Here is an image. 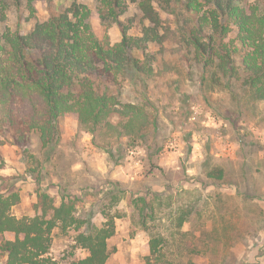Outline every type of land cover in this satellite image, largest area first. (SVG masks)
<instances>
[{
	"label": "trees",
	"instance_id": "1",
	"mask_svg": "<svg viewBox=\"0 0 264 264\" xmlns=\"http://www.w3.org/2000/svg\"><path fill=\"white\" fill-rule=\"evenodd\" d=\"M36 1L0 0V144L33 139L41 171L57 149L58 125L66 116H75L79 132L89 134L114 164L121 158L115 151L141 149L145 177L161 171L154 158L163 148L148 137L157 129L155 108L146 98L125 101L121 85L133 77L148 82L168 74L173 62L204 95L206 89L224 90L234 102L264 109V0H93V9L73 0L50 11L45 21L35 17ZM130 4L136 13L123 20ZM94 21L104 28L102 35ZM30 22L22 32V24ZM113 26L121 34L116 43L108 34ZM24 153L34 157L28 149ZM207 177L220 181L223 170L214 168ZM17 182L0 175L2 264H60L48 256L55 228L70 230L87 251L84 258L62 264H106L107 240L115 234L114 219L121 217L116 207L123 200L142 230L157 231L148 250L158 264L166 245L159 230L165 229L163 220L182 228L207 205L196 188L128 190L118 180L94 191L98 199L89 189L75 193L67 187L53 195L39 173L33 178V215L18 219L11 215L20 202ZM93 200L100 226L92 222L95 208L84 211Z\"/></svg>",
	"mask_w": 264,
	"mask_h": 264
},
{
	"label": "rangeland",
	"instance_id": "2",
	"mask_svg": "<svg viewBox=\"0 0 264 264\" xmlns=\"http://www.w3.org/2000/svg\"><path fill=\"white\" fill-rule=\"evenodd\" d=\"M73 0H44L34 3L35 17L45 21L50 11L68 7ZM94 8L93 0H78ZM136 5L130 4L122 19L133 16ZM28 15V14H27ZM22 24V32L32 26ZM97 34L104 28L92 23ZM3 25L0 24V32ZM112 43L121 39L116 26L108 30ZM136 34V31H131ZM157 48L151 47V51ZM175 61V58L170 59ZM175 69L151 81L136 77L121 85L125 101L149 99L157 115V129L148 136L154 147L162 151L154 158L162 169L145 177V152L141 149L114 152L120 160L114 164L92 143L85 132H79L75 116H66L59 122L57 149L40 170L41 154L36 141L28 144H0V175L13 176L20 188V202L12 207L11 215L20 219L32 217L35 201L33 178L42 175V186L57 195L62 187L80 193L82 189L94 192L106 186L109 180H118L128 190L162 191L165 186L180 191L198 189L207 200L182 228L163 220L159 229L166 237L163 257L158 264H264V109L256 110L245 101L229 99L224 90L206 95L196 84H191L175 62ZM132 79V80H131ZM143 85L147 90L143 91ZM207 97V98H206ZM151 138V139H150ZM28 149L33 158H26ZM220 167L223 179L207 177V172ZM95 200L86 204L84 211H92L93 224L103 220L96 214ZM121 217L115 218V234L107 240L106 264H150L155 256L149 254L148 244L155 230L140 228L136 215L123 200L117 207ZM114 210L111 209V213ZM70 230L55 228L51 232L48 256L62 264L70 259H82L87 251L73 240ZM4 238L11 239V234ZM1 239V238H0ZM0 257V264H2Z\"/></svg>",
	"mask_w": 264,
	"mask_h": 264
}]
</instances>
